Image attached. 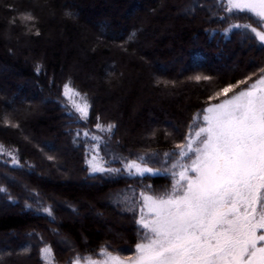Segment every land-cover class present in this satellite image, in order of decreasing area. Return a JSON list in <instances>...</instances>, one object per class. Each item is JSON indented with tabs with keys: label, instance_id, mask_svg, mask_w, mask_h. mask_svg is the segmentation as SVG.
Segmentation results:
<instances>
[{
	"label": "trees",
	"instance_id": "16d2710c",
	"mask_svg": "<svg viewBox=\"0 0 264 264\" xmlns=\"http://www.w3.org/2000/svg\"><path fill=\"white\" fill-rule=\"evenodd\" d=\"M249 17L228 11L224 0H0V67L14 72L0 74V264H43L45 246L60 255L57 262L134 246L138 213L121 198L160 194L173 179L122 174L120 158L142 155L162 166L164 154L186 142L194 118L225 97L217 96L222 88L260 75L264 44L243 27L228 32L236 24L256 27ZM66 83L87 99L86 119L65 97ZM20 88L25 102L9 106L1 92L11 99ZM40 89L45 105L37 101ZM168 119L180 128L167 129ZM84 133L99 137L109 157L121 156L102 158L119 172H91L95 140ZM43 143L58 144L61 153ZM66 160L75 180L58 173ZM38 164L51 175L34 174ZM58 232L73 244L64 259Z\"/></svg>",
	"mask_w": 264,
	"mask_h": 264
},
{
	"label": "snow or ice",
	"instance_id": "6c2138e0",
	"mask_svg": "<svg viewBox=\"0 0 264 264\" xmlns=\"http://www.w3.org/2000/svg\"><path fill=\"white\" fill-rule=\"evenodd\" d=\"M227 5L230 12L251 14L256 27H233L250 30L264 44V0H227ZM259 73L251 84L247 77L217 93L228 98L209 105L194 118H202L203 125L189 126L186 142L176 146L178 152L164 154L178 157L171 168L148 167L143 157H138L140 163L132 160L125 165L129 175L165 172L174 181L170 190L160 194L140 193L137 224L145 232L135 246V258L125 261L104 247L102 259L77 256L70 264H264V68ZM240 85L247 86L234 92ZM64 95L81 119H86L87 99L70 83L64 85ZM73 97H80L81 102ZM96 127L111 132L115 126ZM94 150L99 152V143ZM2 152L5 148L0 145ZM41 256L51 264V247L41 249Z\"/></svg>",
	"mask_w": 264,
	"mask_h": 264
},
{
	"label": "rangeland",
	"instance_id": "374dc122",
	"mask_svg": "<svg viewBox=\"0 0 264 264\" xmlns=\"http://www.w3.org/2000/svg\"><path fill=\"white\" fill-rule=\"evenodd\" d=\"M225 1V3H226V5H227V0H224ZM228 6V5H227ZM229 7V6H228ZM186 8H188L189 9V7H186ZM179 11H180V13L182 12V8H179ZM234 11H236V13H240V11H238V10H234ZM244 13H246V12H244ZM246 14H248V15H251L250 13H246ZM245 25V24H244ZM21 26H23V24H21ZM232 29H236V27H233V25H232V27L228 30V32H230ZM258 30H260V29H258ZM27 34H29V33H27V32H25V35H27ZM10 36H8V38H9ZM242 49H246V48H242ZM242 55H240V54H238L237 56H236V58L234 59V60H232L233 62H232V64H234L237 60V58H239V57H241ZM244 56H246L245 58H246V61L247 62H249V63H251L253 60L250 58V54H249V52H247L246 51V53L244 54ZM227 59H226V57H224L223 58V60H221L220 61V63H221V66H226L227 65ZM254 62V61H253ZM167 71H170V67H168V66H166V68H165ZM0 74L2 75V74H6V75H12V76H14V72L10 69V68H8V67H0ZM178 75H179V73H178ZM258 78V77H257ZM256 78V79H257ZM255 79V80H256ZM254 80V81H255ZM254 81H252V82H254ZM251 82V83H252ZM25 83V85L26 86H28L29 87V83H27V81L26 82H24ZM250 83V84H251ZM28 84V85H27ZM176 84V83H175ZM175 87H176V85H175ZM243 89V88H242ZM238 90H240V89H238ZM237 90V91H238ZM5 93H2L1 92V97L3 98V99H6V101H7V103H8V105L9 106H14V104H15V102H25V99H24V91H23V88H20V89H18V90H16V93L14 94V96H13V98H11V99H7V96L6 95H4ZM30 94V93H29ZM232 94H234V93H231L230 95H229V97L232 95ZM82 96V95H81ZM228 97H223L220 101H218V102H216V103H219V102H221L222 100H224V99H227ZM73 99H75L78 103L79 102H81L80 101V97H73ZM69 100V99H68ZM38 104L39 105H45V104H47L48 102V97L46 96V94H44V93H42V91H41V89H40V91H39V96H38ZM70 101V100H69ZM71 102V101H70ZM216 103H213V104H216ZM212 105V104H211ZM208 107V106H207ZM206 108V107H205ZM204 108V109H205ZM203 109V110H204ZM203 113V111L200 113V114H202ZM167 122V129L168 128H172V129H174V130H178L179 128H180V126L179 125H175V123L173 122V121H170V119H168V121H166ZM200 124V125H203V120H202V118L199 120V121H195L194 122V124ZM193 131H195V129H192ZM92 137L93 136H87V138L89 139V140H92ZM21 141L22 142H25V143H29L28 142V140L27 139H25V138H21ZM97 143H99V152L97 153V151L96 150H94V145H96ZM100 143H102L100 140L99 141H97V140H95V143L92 145V147L91 146H89L88 147V149H89V153H90V156H88V158H87V163H88V165H89V167H90V170H91V172H99V171H94L93 169L94 168H99V167H103L104 169H112V168H110V167H107V166H105L104 165V163H105V161H103L102 160V158H103V155H107L108 157L111 155V154H109V152H108V149L105 147V150H104V148H103V151H102V149H101V145H100ZM30 145H32L31 143H29ZM43 145V147L47 150V151H49V152H53V153H58V154H60L61 152H60V149H58V144H56V143H51V144H48V143H43L42 144ZM38 152H40L39 150H37ZM179 150H174V151H172V152H166V153H173V152H178ZM106 153V154H105ZM156 153H154V154H152V155H155ZM158 154H160V153H158ZM164 156V155H163ZM59 157H60V160H61V156L59 155ZM94 157H96V159H94ZM118 157H121V156H118L117 154H115V155H113V156H111V157H109V159H111V161L113 160V159H115V158H118ZM138 157H143L142 155H140V156H138ZM159 157L161 158V155H159ZM165 157V156H164ZM164 157H162L161 159H160V162L162 163V166H158L159 167V169L160 168H171V164L172 163H174L177 159H178V157H175V159H174V157H173V159L174 160H172V161H170L169 159L168 160H164ZM144 158V157H143ZM194 158V157H193ZM120 159H122V161H123V166H122V171H121V173L122 174H127V175H129L128 174V171L126 170V168H125V165L128 163V162H130V161H132V160H137V162L138 163H140L141 161H139L138 160V158H136V159H133V158H123V157H121ZM167 161V162H166ZM170 161V162H169ZM62 162V161H61ZM146 162V161H145ZM185 162L186 163H190V161H187V160H185ZM104 165V166H103ZM150 165H152V164H150V163H148L147 162V166L148 167H152V168H154V169H158V167H153V166H150ZM61 169L62 170H58V173L60 174V175H62V176H64V177H66L67 178V180L68 179H71V180H75V178H74V172L72 171L73 169H72V167L70 166V164H69V162L66 160L65 161V163L63 164V162H62V166H61ZM68 171H71L72 173H73V175L71 174V175H69L68 177L66 176V172H68ZM106 171V170H105ZM134 171V170H133ZM160 173H163V174H166V175H170V177L172 178V176H171V174L170 173H165V172H160ZM159 173V174H160ZM34 174H36L37 176H48V175H51V173L46 169V168H42L41 166H39V164H38V167H37V169L34 171ZM146 175V174H145ZM189 175H194L193 173H189ZM135 176H137V177H143V176H139V175H135ZM170 178V179H171ZM173 179V178H172ZM15 180H18V178H15ZM80 181H82L83 183H85V180L83 179V177H80V179H79ZM77 181V180H76ZM174 181L172 180V181H170V183H169V188H171V185H172V183H173ZM168 190H170V189H168ZM142 192H146V191H142ZM138 197H139V199H138ZM105 199H104V201H106V197H104ZM127 198V200L129 199V200H131L132 201V203H133V206H132V208L133 209H135L136 211H137V218H136V220L138 221L139 219H140V208H139V205L140 204H142V200H141V198H140V194L139 195H137L136 197H133V196H129V197H122L121 199L122 200H124V199H126ZM61 205H62V203H60ZM63 206H66V203H63ZM146 211V210H145ZM80 214V212H77V214L76 215H79ZM59 222H60V220H59ZM58 222V223H59ZM58 223H57V225H58ZM136 227H137V230H136V244L137 243H140L141 242V237H142V235H143V233L145 232V230L139 225V224H137L136 223ZM57 239H58V243L60 244V246H61V249H64L66 252L64 253V256L62 257V259H64L68 254H70V252H68V250L70 251L71 250V248H72V246H73V244L72 243H70L69 241H68V239H66L65 237H61L60 235H59V232L57 233ZM14 238H15V236H14ZM3 241H8V240H3ZM136 244L134 245V246H132V247H127L126 245H124L123 247L124 248H115V249H113V248H111V247H109V246H105V247H107L108 248V250L109 251H111L114 255H119L120 256V258L121 259H123V260H125V261H128V260H130V259H133V258H135V256H136V250H135V246H136ZM45 247H49V246H45ZM45 247H43V248H45ZM102 248H104V247H101V248H98V249H96V250H93V251H90V252H87V253H84V254H78V256H81V257H92L94 260H99V259H102V257L100 256V251H101V249ZM57 256V255H56ZM55 256V254L53 253V251H52V261H51V264H70V262L72 261H67V262H57V258H59L60 257V255L58 254V256L56 257ZM20 257H25V256H21L20 255ZM69 257V256H68ZM61 258V257H60ZM67 258V257H66ZM43 264H48V260H46V259H44L43 258ZM81 264H85V262L84 261H81Z\"/></svg>",
	"mask_w": 264,
	"mask_h": 264
}]
</instances>
